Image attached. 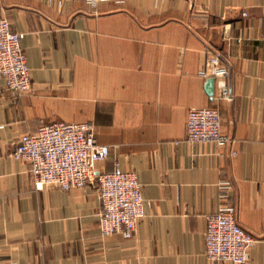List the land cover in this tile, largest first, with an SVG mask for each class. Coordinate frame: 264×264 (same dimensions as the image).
Here are the masks:
<instances>
[{"label":"crops","instance_id":"obj_1","mask_svg":"<svg viewBox=\"0 0 264 264\" xmlns=\"http://www.w3.org/2000/svg\"><path fill=\"white\" fill-rule=\"evenodd\" d=\"M0 18L21 34L31 81L14 99L0 78V264H234L204 256L222 184L258 238L243 264H264V0H0ZM210 52L227 68L211 90ZM203 107L228 145L185 140L188 110ZM56 121L94 126L109 148L96 171L136 174L132 238L101 235L91 183L37 190L11 157L21 134Z\"/></svg>","mask_w":264,"mask_h":264},{"label":"built area","instance_id":"obj_2","mask_svg":"<svg viewBox=\"0 0 264 264\" xmlns=\"http://www.w3.org/2000/svg\"><path fill=\"white\" fill-rule=\"evenodd\" d=\"M20 39L21 34L11 28L8 19L0 18V78L14 99L31 89ZM226 74L227 68L219 55L208 53L200 75L215 78ZM224 93L229 99L226 90ZM185 140L190 143L212 142L217 147L231 142V138L221 131L220 113L209 107L188 110ZM108 154V146L97 142L91 123L56 121L40 124L33 133L21 134L11 157L29 163L37 190L47 186L79 189L91 183L100 200L101 235L121 233L125 238H132L138 221L145 215L141 186L132 171H122L117 166L109 172L96 171L95 164ZM220 188L224 203L205 217L204 256L211 261L243 264L258 238L236 222L235 207L226 202L228 185L222 184Z\"/></svg>","mask_w":264,"mask_h":264},{"label":"water","instance_id":"obj_3","mask_svg":"<svg viewBox=\"0 0 264 264\" xmlns=\"http://www.w3.org/2000/svg\"><path fill=\"white\" fill-rule=\"evenodd\" d=\"M213 83H214V78L211 77V78L207 81V84H208V87L210 88V90H211V88H212Z\"/></svg>","mask_w":264,"mask_h":264}]
</instances>
